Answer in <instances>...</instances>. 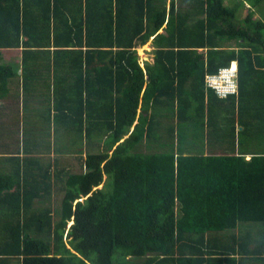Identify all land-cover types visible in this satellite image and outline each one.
<instances>
[{
  "label": "trees",
  "instance_id": "trees-1",
  "mask_svg": "<svg viewBox=\"0 0 264 264\" xmlns=\"http://www.w3.org/2000/svg\"><path fill=\"white\" fill-rule=\"evenodd\" d=\"M4 49L54 67L55 155L0 172V264H264V0H0ZM233 63L223 98L206 79Z\"/></svg>",
  "mask_w": 264,
  "mask_h": 264
},
{
  "label": "crops",
  "instance_id": "crops-1",
  "mask_svg": "<svg viewBox=\"0 0 264 264\" xmlns=\"http://www.w3.org/2000/svg\"><path fill=\"white\" fill-rule=\"evenodd\" d=\"M247 10L250 8L246 4ZM247 15V12H244ZM260 13L256 12L255 18H259ZM45 58V57H44ZM2 61L4 65H11L17 70V75L10 80L6 89L0 90V172H14L18 166V160H14L17 163L16 167L12 165L13 160L10 157L20 158L21 163L26 160V157H39L40 164L46 165L49 155L52 157L55 155L53 147H50V137L55 136L52 123L50 129L49 120V108L52 107L54 101V84L56 75L53 73L54 67L47 64L40 63L39 65H30L33 74L30 75L29 71H25L22 66V49H4L2 50ZM60 76V74H59ZM53 112L51 114V119ZM29 121L28 129H32L31 135L39 137V141L34 136L33 142L30 139H25V121ZM53 120V119H52ZM237 125V124H236ZM242 129V128H239ZM53 139V138H52ZM246 139V140H245ZM124 140V139H123ZM122 140V141H123ZM243 145L237 146L235 152L245 153V159L250 160L257 153L255 143L248 141V137L243 138ZM52 142V141H51ZM263 145L260 143L258 147L259 151H264ZM65 143L62 141L58 145L61 149L64 148ZM206 147L204 153L206 155L220 154L223 150L219 147H215L206 141ZM31 150L30 153L27 150ZM52 150L51 153L49 150ZM185 153H189L186 150ZM5 156L10 158V161ZM28 161V160H26ZM38 163L28 166L29 170H32L34 174H39L40 171ZM37 206V204H36ZM72 223H70L71 225ZM251 228V225H246ZM251 229L256 230L257 226H253ZM239 232V229L237 230Z\"/></svg>",
  "mask_w": 264,
  "mask_h": 264
},
{
  "label": "built area",
  "instance_id": "built-area-1",
  "mask_svg": "<svg viewBox=\"0 0 264 264\" xmlns=\"http://www.w3.org/2000/svg\"><path fill=\"white\" fill-rule=\"evenodd\" d=\"M237 75V64L233 63L229 68L220 69L217 74L208 75L206 83L220 97L225 98L229 95H237L239 92L236 81Z\"/></svg>",
  "mask_w": 264,
  "mask_h": 264
},
{
  "label": "rangeland",
  "instance_id": "rangeland-1",
  "mask_svg": "<svg viewBox=\"0 0 264 264\" xmlns=\"http://www.w3.org/2000/svg\"><path fill=\"white\" fill-rule=\"evenodd\" d=\"M151 43H147L146 45L140 47L138 49V53H139V56H140V63L143 65V62L148 60L150 58V55L148 54V52L151 50ZM0 63H4V61H0ZM167 120V119H166ZM165 120V121H166ZM169 123V122H168ZM171 127L173 128L174 130V140H175V145H176V148H178V146L180 145L181 149H183V147L185 146V148H193L194 146H197L196 149L199 148V146L201 147L202 144H203V139L202 136H200L199 138H195L194 137V133L192 132V130L190 128H188L189 130L187 131V136L186 137H182L180 135V137H178V132L181 133V130H180V127L177 125V123L173 122ZM165 128V127H164ZM179 139H180V142H179ZM143 151H147L148 150H145V149H142ZM156 149H154V147L152 146L150 148V151H155ZM261 227V225L259 226Z\"/></svg>",
  "mask_w": 264,
  "mask_h": 264
}]
</instances>
